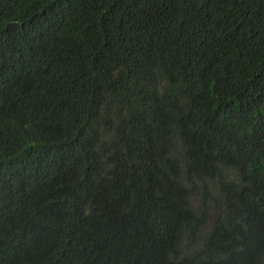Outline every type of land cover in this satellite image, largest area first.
<instances>
[{"label": "trees", "instance_id": "1", "mask_svg": "<svg viewBox=\"0 0 264 264\" xmlns=\"http://www.w3.org/2000/svg\"><path fill=\"white\" fill-rule=\"evenodd\" d=\"M0 264H264V0H0Z\"/></svg>", "mask_w": 264, "mask_h": 264}]
</instances>
